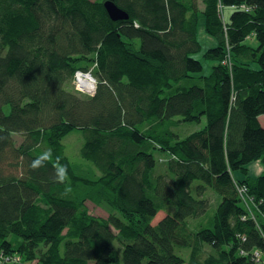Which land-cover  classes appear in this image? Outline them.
Wrapping results in <instances>:
<instances>
[{
	"label": "trees",
	"instance_id": "16d2710c",
	"mask_svg": "<svg viewBox=\"0 0 264 264\" xmlns=\"http://www.w3.org/2000/svg\"><path fill=\"white\" fill-rule=\"evenodd\" d=\"M103 1L0 0V254H19V264H256L242 253L264 255V220L240 219L234 182L264 213V170L247 174L253 162L264 168V0H220L248 9L225 25L218 0H201L217 41L202 55L215 63L207 76L191 56L198 0H111L128 15L117 22ZM251 33L256 47L245 43ZM78 70L96 79L93 96L72 93ZM202 120L183 138L173 131ZM73 134L87 175L66 155ZM47 148L53 161L32 170ZM56 157L68 168L63 184ZM207 190L221 198L212 226L192 231Z\"/></svg>",
	"mask_w": 264,
	"mask_h": 264
},
{
	"label": "rangeland",
	"instance_id": "374dc122",
	"mask_svg": "<svg viewBox=\"0 0 264 264\" xmlns=\"http://www.w3.org/2000/svg\"><path fill=\"white\" fill-rule=\"evenodd\" d=\"M219 1L220 0H218V2H217V13H218L219 20L222 22L223 25H225V23L228 21L229 16L231 15V13L234 11L235 8H238L240 10L247 9L245 6H242V5H240L239 7L233 6L231 8H226ZM198 2H199V7L200 8L203 7L202 2L200 0H198ZM204 26H206L205 20L200 15L199 26H198V41L201 44V50L195 54H192L191 56L193 58L198 59L201 62L202 67H203L202 75H208L210 73L211 67L215 63L212 61H206L205 59H203L202 55L204 54L205 51L208 50V48L215 47L217 44V41L213 37L208 36L209 34L206 32V28L204 29ZM201 32H202L203 36H201ZM252 35H253V33L250 34V37L247 38L245 42L252 45L253 47H256L257 45L255 44L256 42L254 43V39H253ZM232 63H233V59L231 58V65H232ZM232 67H233V65H232ZM249 67H253V65L249 64ZM72 93H74L75 95H77L79 97L82 96L81 94L77 93L74 89H73ZM261 122H262V124H264V119H262ZM204 124H205V120H203L201 122V124H199L198 126H195L196 124H192V123H182L183 126L177 125L173 128V131H175V133H177L179 135H181V134L186 135V134H188V132H192L193 129H199ZM19 143H20V138L15 137V146L17 147L19 145ZM63 144L65 147L66 155L69 158V160L72 162V164L75 166L76 171L78 173H81V174H86V175L89 174L88 167L85 165L84 161H82V159L79 156V150H80V147L82 145V141H81L80 137L78 135L73 134V135L65 138L63 141ZM156 157L158 159L160 156L156 153ZM92 172L96 173L94 170H92ZM236 175H238V173H236ZM195 185L196 184H194V186H193V195L196 197ZM201 198L206 199L208 201L209 208L206 211V213L204 215L200 216L199 218L188 219L189 227L192 231H197V230H199L201 228H205V227L210 228L212 226L215 208L217 207V205L221 201V198L219 196H217L215 193H213L211 190H207ZM85 204H86L90 214H92L94 216L102 217V218L108 217L109 211H108L107 207L95 205L90 201H86ZM165 215H166L165 212L160 211L157 214V216L155 217V219L153 220L152 224L153 225L156 224ZM209 252H211L210 248L205 246L204 247V253L207 254ZM187 254H188V252H184L183 255L186 257Z\"/></svg>",
	"mask_w": 264,
	"mask_h": 264
},
{
	"label": "built area",
	"instance_id": "2783aa9c",
	"mask_svg": "<svg viewBox=\"0 0 264 264\" xmlns=\"http://www.w3.org/2000/svg\"><path fill=\"white\" fill-rule=\"evenodd\" d=\"M221 65L231 68L230 53H226V55L221 61ZM96 85H97V81L90 71L78 70L74 73L73 86L75 87L76 90L83 93L84 95L93 96L96 91ZM234 184H235L237 196L241 202V206L243 210H246L248 212L246 216L253 219L255 217L254 216L255 211L260 212L259 204L262 202V200H257L254 196H252L249 193L247 187L243 185H239L237 182H234ZM260 215L263 219L264 213L260 212ZM244 218L245 217H242L241 219L244 220ZM253 254L256 255V264H264V255L261 252L255 250L253 251ZM19 263H20V258L16 255H7L2 253L0 254V264H19Z\"/></svg>",
	"mask_w": 264,
	"mask_h": 264
},
{
	"label": "clouds",
	"instance_id": "9594fccd",
	"mask_svg": "<svg viewBox=\"0 0 264 264\" xmlns=\"http://www.w3.org/2000/svg\"><path fill=\"white\" fill-rule=\"evenodd\" d=\"M53 161V153L50 148L44 149L37 155L29 164L32 170H38L46 165L47 162ZM53 176L55 182L65 183L68 180V168L65 164L61 163L60 157H56L53 162Z\"/></svg>",
	"mask_w": 264,
	"mask_h": 264
},
{
	"label": "crops",
	"instance_id": "0c3cea01",
	"mask_svg": "<svg viewBox=\"0 0 264 264\" xmlns=\"http://www.w3.org/2000/svg\"><path fill=\"white\" fill-rule=\"evenodd\" d=\"M201 1V0H200ZM197 5H198V9H199V15L197 16V23H196V27H194V30H195V41H196V43L199 45V47H200V50H201V44L199 43V41H198V26H199V17H200V15L203 17V15L201 14L202 13V11H203V9H204V5H203V3H202V6L203 7H199V2L197 1ZM203 19H204V17H203ZM205 20V19H204ZM204 29H205V26H204ZM206 33V32H205ZM207 34V33H206ZM208 35V34H207ZM201 36H203V34H202V32H201ZM208 36H211V35H208ZM212 37V36H211ZM214 38V37H213ZM215 39V38H214ZM216 40V39H215ZM256 41L254 40V43H255ZM246 43V42H245ZM256 45H257V43H255ZM250 45V44H249ZM252 46V45H251ZM253 47V46H252ZM213 48V47H212ZM208 49H210V48H208ZM252 65H253V67H249V68H251V69H254V70H257V65L255 64V63H251ZM202 65V64H201ZM214 66V65H213ZM203 68V67H202ZM210 72H211V70H210ZM210 74V73H209ZM208 74V75H209ZM205 76H207V75H205ZM262 119H264V116H259L258 117V122H259V124L264 128V124H262V122H261V120ZM203 121V120H202ZM201 121V122H202ZM201 122L199 123V124H201ZM199 124H196L195 126H198ZM205 124H206V121H205ZM205 124L203 125V126H201L199 129H201L202 127H204L205 126ZM183 126L182 125V122L181 123H179L178 124V126ZM199 129H193L192 130V132H194V131H197V130H199ZM175 132V131H174ZM192 132H188V134H190V133H192ZM188 134H186V135H188ZM179 135V134H178ZM186 135H184V134H181V135H179L180 136V138H183V137H185ZM161 156H166V155H161ZM156 158V157H155ZM160 158V157H159ZM158 160V159H157ZM159 161V160H158ZM263 170H264V168H263V166H262V164L259 162V161H256V162H253V163H251V164H249V166H248V171H247V174L250 176V177H252V178H255V177H258L262 172H263ZM234 176H235V178L236 179H241V175L240 174H238V175H236V173L234 174ZM218 198V197H217ZM157 216V215H156ZM165 217V216H164ZM163 217V218H164ZM162 218V219H163ZM155 219V218H154ZM160 221V220H159ZM158 221V222H159ZM153 222V221H152ZM155 225V224H154ZM14 255H16V256H20L19 254H17V253H15Z\"/></svg>",
	"mask_w": 264,
	"mask_h": 264
},
{
	"label": "water",
	"instance_id": "95a60500",
	"mask_svg": "<svg viewBox=\"0 0 264 264\" xmlns=\"http://www.w3.org/2000/svg\"><path fill=\"white\" fill-rule=\"evenodd\" d=\"M103 6L111 21L117 22L128 19L127 13L124 12L122 9L116 7L111 0H106Z\"/></svg>",
	"mask_w": 264,
	"mask_h": 264
},
{
	"label": "bare ground",
	"instance_id": "6f19581e",
	"mask_svg": "<svg viewBox=\"0 0 264 264\" xmlns=\"http://www.w3.org/2000/svg\"><path fill=\"white\" fill-rule=\"evenodd\" d=\"M105 1H106V0L103 1V4L105 3ZM225 48H226V49H225V50H226V53H231V52H230L231 49L229 48V46H228V44H227V42H226V39H225ZM224 67L226 68L227 74L230 75V78H231V77H232V68L227 67V66H224ZM74 90H75L76 92L80 93V94H83V93L79 92L78 90H76L75 87H74ZM261 116H264V115H261ZM258 117H259V116H258ZM257 119H258V118H257ZM243 211L245 212V214L241 215L240 219H241L243 216L247 215V213H248L246 210H243ZM259 214H260L259 211L256 212V215H259ZM242 255H243V256H251V258L253 259V262L256 263V255H254V254H249V253L246 252V251H244V252L242 253Z\"/></svg>",
	"mask_w": 264,
	"mask_h": 264
}]
</instances>
